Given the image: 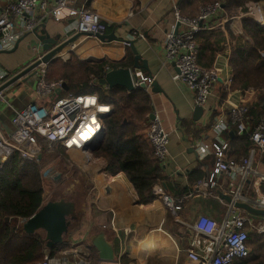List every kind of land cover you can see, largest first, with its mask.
Wrapping results in <instances>:
<instances>
[{
	"label": "crops",
	"instance_id": "1",
	"mask_svg": "<svg viewBox=\"0 0 264 264\" xmlns=\"http://www.w3.org/2000/svg\"><path fill=\"white\" fill-rule=\"evenodd\" d=\"M75 1L77 5L84 4L89 10L101 16L107 24L106 34H114L121 40H132L135 50L133 52L131 46H125L123 41L111 39L101 41L97 38L84 39L80 36L73 44L78 46L82 57L88 58L85 60H105L113 64L130 62L125 67H132L133 63L137 62L138 65H145L146 68L137 69L136 72L152 76L157 83L156 88L151 85L148 91L139 87L149 98V109L144 120H134V126L138 129L139 142L144 140L142 146H145L148 143L146 132L151 112L153 110L157 112L164 130L168 133V155L164 163H159L154 158L152 147L148 143L151 147H148L149 152L145 150L148 158L152 163L156 160L160 167L161 176L154 184H159L168 195L181 200L182 203L179 211L170 212L163 201L152 192L154 199L146 205L140 204L138 194L126 175L122 171L112 173L107 169L106 160L97 156L91 158L89 162L76 165L85 170L91 185L89 184L86 198H83L80 207L82 215L79 225L71 230L69 228L71 233L69 240L82 241L88 244L92 251L95 248L92 246L91 238L102 233L113 247L114 259L106 262L98 257L96 262L93 261L94 264H188L185 254L190 235L188 225L196 216L203 214L220 223L226 215L229 199L251 203L264 195V181H259V176H264V153L254 150L252 145L247 148L242 133L238 132L235 141L231 142L225 137L226 133H229L231 139L235 137L230 128L234 126L229 120L230 109L240 104L248 106L256 101L253 90H231L227 82L231 75L228 57L231 47L235 45L234 38L230 35L237 34L238 41L243 42L241 22L238 19L229 21V29L232 32L229 33L225 25L227 22L220 14L211 18L207 23V29H202L198 33L199 38L202 35L207 37L204 42L207 44V49L202 51L199 60L203 66L215 68L218 71V78L213 83L206 101L201 105L202 113L195 116L193 92L183 83L171 79V64L164 59V35L175 24L173 11L175 6L178 8V0ZM260 6L264 7V1L260 2ZM69 22L66 18L59 22L48 20L38 33H47L51 38L58 35L62 37L64 30L69 28ZM214 28H220L222 35L217 37L207 34ZM35 43H39L35 36L32 33L26 34L14 52L0 51V64L4 67V70L0 69L1 72H11L19 66L30 63L33 58L31 46ZM26 49L29 52H26ZM136 56H138L137 60H135ZM51 64L52 62L49 66ZM92 80L94 79H90V84H97V90L89 92L90 94H108L111 88L99 83V78L91 82ZM20 85L22 91L27 90L26 97L29 102L26 99L17 101L16 108L11 107L12 116L32 101L50 103L54 97L64 99L70 94L60 92L56 96L38 100L33 90L29 92L30 80ZM115 87L123 89L126 94L132 92L120 86ZM8 100L10 105L13 97ZM100 102L113 106L108 102L101 100ZM4 120L3 113L0 115V129L3 135L7 136L6 130L9 124L8 122L4 124ZM251 120L256 121L253 118ZM251 120L246 122L249 129L255 125ZM216 124L222 125L220 137L226 144L225 150L226 148L227 150L226 152L224 150L226 159L238 161L242 157H251V166L256 173L246 177L239 174L232 176L221 174L212 189L201 186L199 194L195 186L199 181L206 182L208 179L213 168L214 154L209 149L206 155L201 156L198 154L197 146L216 140L214 128ZM91 131L96 134L95 129ZM39 152L43 158L42 147ZM34 160L44 163L42 159V161L37 160V157ZM111 183L116 184L117 187L106 191ZM239 209L247 214L244 209ZM143 243L147 244L145 252L140 250V244Z\"/></svg>",
	"mask_w": 264,
	"mask_h": 264
},
{
	"label": "built area",
	"instance_id": "2",
	"mask_svg": "<svg viewBox=\"0 0 264 264\" xmlns=\"http://www.w3.org/2000/svg\"><path fill=\"white\" fill-rule=\"evenodd\" d=\"M173 14L175 24L164 35V59L171 64V79L186 85L193 92L194 105L201 106L211 93L212 85L218 78V71L199 65L196 37L200 30L207 29L211 18L220 14L224 16L223 8L219 2L209 3L202 6L196 16L188 17L181 14L175 6ZM65 18L70 21L69 28L64 30L63 36L53 48L68 40L66 32L69 30L81 34L84 39L96 38L95 34H103L106 31L107 24L101 16L84 4L77 5L75 0H0V51L13 49L26 34H31L36 29L38 31L46 21L59 22ZM74 42L64 45L50 62L62 58L69 59L70 52L78 48ZM123 44L129 45L127 42ZM32 45L30 44L33 58L27 65L45 55L39 43ZM50 62L40 63L35 71L33 94L38 100L56 96L63 88L64 81L61 78L49 77ZM15 73H2L0 70V85ZM152 82V76L135 72V88L143 87L148 91ZM227 82L231 83V75ZM112 109L113 106L100 102L96 93L69 94L64 99L54 97L50 103H27L13 114L11 124L14 131L10 135H3L0 129V170L14 152H18L22 158L34 160L41 148L40 138L49 145L59 144L67 152H86L85 162H89L92 149L88 144L98 141L97 136L104 130L103 119ZM247 113V105L233 106L229 111V120L239 133H248L254 150L264 153V113L251 129L246 126ZM214 128L216 140L197 146L201 156L206 155L209 149L214 154L213 168L208 179L206 182L199 181L195 186L199 194L201 186L212 189L221 174H239L246 177L256 173L251 166V157H242L238 161L226 159V144L220 137L222 125L216 124ZM92 129L96 130L93 138L82 141V136ZM146 137L154 158L159 163H164L168 155V133L154 110L151 112ZM259 181H264L263 175L259 176ZM152 192L163 201L170 212L181 209L182 201L168 195L159 184H153ZM233 202L232 199L220 223L200 214L188 225L189 243L185 248L188 264H234L236 260L249 256V229L264 234V221L254 223V218L250 217L249 213L242 212ZM249 204L264 210V195ZM89 248L90 246L82 241L67 240L46 249L39 264H94Z\"/></svg>",
	"mask_w": 264,
	"mask_h": 264
},
{
	"label": "trees",
	"instance_id": "3",
	"mask_svg": "<svg viewBox=\"0 0 264 264\" xmlns=\"http://www.w3.org/2000/svg\"><path fill=\"white\" fill-rule=\"evenodd\" d=\"M187 1L191 0H178V8L181 9ZM209 1L219 2L224 10H231L244 6L250 1L264 0H203V2ZM241 25L242 31L250 38L245 42H238L229 54L228 65L231 68L229 88L242 91L255 90L256 101L248 105L247 120L253 118L256 121L251 120V122L256 124L264 113V26L251 18H243ZM226 30L232 33L228 24ZM207 34L218 37L222 35V31L220 28H214ZM206 39L205 35L201 38L199 35L196 37L198 63L202 67L205 66L199 59L202 51L207 49V44H204ZM77 63V68H82L81 74H77V69L72 66L74 63L68 61L61 64L62 72L59 74L60 77H57L64 81L68 87L67 93L72 95L97 90V84L91 85L90 79L102 78L106 67L128 66V61L113 64L105 60L89 59L77 60ZM98 96L101 101L111 103L114 110L103 119V138L94 148L95 155L106 160L107 169L112 173L122 171L137 192L139 203L146 205L154 199L152 186L161 176L160 167L156 160L152 163L148 158L144 149L146 145L142 146L144 140L139 142L138 129L129 121L145 119L149 109V98L140 88L126 94L119 87L109 89L107 95ZM127 117L131 120L125 122L124 119ZM230 128L235 137L231 139L229 133H226L225 137L231 142L235 141L239 133L236 126ZM243 134L242 139L249 148L252 144L248 133ZM39 143L44 153L49 150L43 139L40 138ZM41 163L36 160H25L18 152H14L0 170V264H39L45 250L48 249L40 234H27L21 226L13 228L15 224L5 220L6 217L28 218L43 204L40 172L43 164ZM260 235L249 234L247 244L250 247V254L245 259L236 260L234 264H251L253 260L259 262L264 259V253L260 251L263 249L261 245L251 248L252 242L255 239L259 240ZM252 253L255 255L253 256Z\"/></svg>",
	"mask_w": 264,
	"mask_h": 264
},
{
	"label": "water",
	"instance_id": "4",
	"mask_svg": "<svg viewBox=\"0 0 264 264\" xmlns=\"http://www.w3.org/2000/svg\"><path fill=\"white\" fill-rule=\"evenodd\" d=\"M47 22V21H46ZM46 22L42 25L45 26ZM32 34L38 40L41 45L42 50L45 52V55L27 66H19L15 70L11 71V73H15L11 78H9L6 82L0 85V115L5 112L6 105L9 100H7V92L10 87L17 86L21 83H24L26 80H33L35 77L36 68L40 65V63H48L54 57L55 54L62 49V47L66 44H70L72 41H75L80 37L81 34L73 33L72 30L66 32V36H68V40L63 42L60 45H57L55 48L54 45L57 43L58 39L61 38V35L56 36L55 38H51V36L47 33L39 34L37 29L33 30ZM95 37L101 41L105 40H117L127 42L133 52L134 46L132 40H121L116 38L114 34H95ZM21 41V40H20ZM20 41L16 43L13 49L9 51H2L3 53H12L18 47ZM138 59V56L135 57V60ZM4 67L0 64V69ZM141 68H146L145 65H138L137 62H134L132 67H117V68H107L105 69L104 75L99 79V83L103 85H107L109 88L120 86L127 91H133L135 89L133 85V78H135V72L140 70ZM6 72V71H4ZM153 88H156L157 83L153 80L152 84ZM68 87L63 84V88L61 91H58L56 94L60 92H67ZM193 113L195 116L200 115L202 113V107L200 105H195ZM104 130L97 136L98 142L103 138ZM98 145V143H91L88 146L94 150V148ZM37 160H41L42 154L37 153ZM116 188V184H109L106 188V191L112 190V188ZM232 202V198L229 199V203ZM234 205L238 208L244 209L246 212L253 216H264V210L255 208L249 203L238 202L234 200ZM77 208L75 202L69 199L60 198L57 200H49L44 202L40 208L36 212H34L28 218H14V217H6L5 220L7 222H13L15 226L13 228L21 226L27 234L38 233L42 236V240L45 243L47 248H53L59 244L64 242V238L68 233L69 227L72 221L76 218ZM92 246L97 251L98 257L102 261H113L114 259V250L112 245L105 239L102 233L96 234L91 238Z\"/></svg>",
	"mask_w": 264,
	"mask_h": 264
},
{
	"label": "rangeland",
	"instance_id": "5",
	"mask_svg": "<svg viewBox=\"0 0 264 264\" xmlns=\"http://www.w3.org/2000/svg\"><path fill=\"white\" fill-rule=\"evenodd\" d=\"M260 2L261 1H258V2L250 1L244 4V6H240L234 9L232 8L231 10H224L223 8V12H224L223 17L225 18V22H227L225 23L226 27H227V24L229 27V23H230L229 21L238 19V21L241 22L243 18H251L259 25L264 26V18H263L264 7L260 6ZM209 3L211 2L210 1L203 2V0H191V1H187L186 3H184L183 7H181V9L179 10L181 14L188 16V17H193L198 14L202 6L209 4ZM242 34H243V42H245L246 40H248V38H250L243 31H242ZM236 36L237 34H234L231 36V38H234L235 45L238 42H242V41H238ZM235 45H233V47ZM25 51L29 52V50L27 49ZM62 59L54 60L52 64L49 66V77L50 78L60 77L59 74H61L62 72V70H60L61 64L64 62H68V61L73 62L74 64H72V66L75 69H77V74H81L80 72L82 71V68H77L78 67L77 60L85 61V59H88V58L84 59L82 57L80 49L77 48L76 50L70 52L69 59L67 58H62ZM34 85H35V80H30V87H29L30 93H31V90H33L34 88ZM21 87L22 86L20 84L14 87H10V89L8 90L6 94L7 100L10 97H13V101H14V102L12 101L10 105H8L9 104L8 102V104L6 105L5 112H4V116H5L4 124L6 122H8L9 124L6 130L8 135H10L14 131V127L11 124L12 108H16V102L19 101L20 99L22 100L26 99V101L29 102L28 98L26 97L27 90L22 91ZM253 91L256 97L257 93L255 92V90ZM128 120H131V118L127 117L126 119H124L125 122ZM129 123L134 124V120L129 121ZM94 134L95 133L92 131L87 132V135H84V137H87V138H82V141L90 140L91 138H93ZM148 143H146V151L148 150L149 152L150 151L149 148L151 147H149ZM45 145L49 150L45 151L43 158L41 157V159L44 162L42 165L41 171H40L41 178H42V187H43V194H42L43 201L47 202L49 200H57L60 198H65V199H69L75 202V205L77 207V214H76V218L74 219L75 221L73 220L69 227L71 230V228L73 229L75 226L79 225L78 223L81 220V215H82L80 207L83 202V198H86V194L88 192L89 184H90L87 178L88 175L85 172V170L82 167L76 166L78 164H82L85 161H87L86 152H81V151L67 152L65 149L63 150L59 144L49 145L46 142ZM90 155L92 158L97 157L95 155L94 150L90 152ZM23 159L25 158L23 157ZM249 215L254 218L253 220L254 223L259 222L258 220L264 221V216H253L251 214ZM249 231L251 234L253 233L258 234L256 231H254V229H249ZM260 234L261 235L259 237V240L255 239V241L252 242L251 248L253 249V248H256L258 245H261L263 249L260 251L264 253V234L263 233H260ZM70 237H71V233H69V230H68V233L66 234L64 238V241L69 240ZM91 254H92L93 261L96 262L98 259L96 251L92 250ZM252 254L253 256L255 255V253H252ZM257 263L264 264V259L259 262L255 260L251 262V264H257Z\"/></svg>",
	"mask_w": 264,
	"mask_h": 264
},
{
	"label": "bare ground",
	"instance_id": "6",
	"mask_svg": "<svg viewBox=\"0 0 264 264\" xmlns=\"http://www.w3.org/2000/svg\"><path fill=\"white\" fill-rule=\"evenodd\" d=\"M84 135H87V134H84ZM84 135H83V137L82 138H87V137H84ZM84 140V139H83ZM119 184H120V182H119ZM148 239V238H147ZM151 244V243H150ZM141 246H140V250L142 251V252H145L146 251V249H147V244L146 243H143V244H140ZM136 251H137V249H136ZM138 252V251H137Z\"/></svg>",
	"mask_w": 264,
	"mask_h": 264
}]
</instances>
